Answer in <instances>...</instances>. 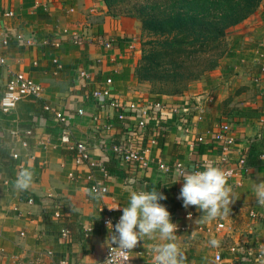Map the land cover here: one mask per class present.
<instances>
[{
	"label": "crops",
	"instance_id": "crops-1",
	"mask_svg": "<svg viewBox=\"0 0 264 264\" xmlns=\"http://www.w3.org/2000/svg\"><path fill=\"white\" fill-rule=\"evenodd\" d=\"M35 6L38 9L33 11ZM7 11L14 16L5 17ZM235 28L240 44L234 53L229 49L218 68L184 94L160 100L167 108L199 101L201 120L183 134L177 117L166 111L158 118L166 129L158 139L161 146L152 149L153 162L142 169L121 166L111 151L98 148L103 138L116 144L119 134L103 132L114 118L105 110L95 121L104 100L91 97L92 91L102 89L111 79V93L119 99L139 107L155 101L140 91L134 76L140 58L138 22L112 17L104 0H0V35L6 31L34 40L31 46L11 42L3 51L6 65L0 67V97L15 73L30 77L43 89L39 98L22 99L13 112L0 111V264L97 263L110 243L100 209L120 206L115 213L120 217L132 191L153 188L167 197L160 203L167 207L178 230L185 229L176 235L186 264H264V260L257 261L264 253V224L250 217L251 212L264 215L254 194L255 185L264 181V154L254 157L251 149L253 141L264 140V0ZM77 35L86 39L83 44L74 42ZM98 36L111 39L112 48L98 44ZM56 62L62 65L61 71ZM45 106L52 112H46ZM56 113L66 120L56 119ZM139 118L137 113L131 122ZM222 124L230 126L235 139L227 160L235 164L246 156L251 174L232 187L235 203L227 215L201 222L203 214L196 207L185 209L177 199L183 184L181 179L177 182V172L171 168L163 179L158 163H180L190 169L197 163L220 161L223 154L213 135ZM64 134L73 142L87 144L90 156L102 160L107 175H96L104 180L106 195L89 193L85 179L89 170L75 166L60 141ZM198 136L202 142L195 147ZM12 153L18 160L12 159ZM251 160L255 166L250 165ZM17 163L33 172V183L25 191L14 187ZM29 198L32 204L27 203ZM57 210L60 217L56 219ZM189 213L191 218L186 217ZM218 223L224 224V230L215 231ZM62 229L69 231L67 237L60 234ZM84 229L90 230L87 238ZM206 229L212 232L206 233ZM211 239L219 240V247H213ZM164 242L158 234L145 238L130 254L137 264H153L154 249ZM216 255L221 256L220 263L215 261Z\"/></svg>",
	"mask_w": 264,
	"mask_h": 264
},
{
	"label": "built area",
	"instance_id": "built-area-1",
	"mask_svg": "<svg viewBox=\"0 0 264 264\" xmlns=\"http://www.w3.org/2000/svg\"><path fill=\"white\" fill-rule=\"evenodd\" d=\"M49 2L51 0H45ZM61 1V0H58ZM38 6L33 8V11H36ZM72 12V9L69 10ZM7 18H12L14 13L12 11H7L4 14ZM74 42L77 44H83L86 40L83 36H73ZM11 42H19L24 45L31 46L34 42L33 37L24 38L22 35H12L6 31H2L0 35V67L6 65V58L3 51L7 49ZM96 42L100 44L103 48L110 50L112 48V40L103 38L102 36L96 37ZM53 44L56 45L57 42L53 41ZM56 69L59 71L62 70V65L60 63L55 64ZM81 77H85L84 73H80ZM105 86L102 89L95 90L91 92V97L93 99H103L104 103L100 105L98 114L94 118L95 121H98L101 117L100 112L109 111L110 115L115 122L108 123L103 127V132L106 134L109 133H118L119 141L116 144H111L108 138H103L99 140L98 148L102 151H111L115 161H117L121 166H130L137 168H148L152 164L153 160L151 158L152 149L157 146L158 139L164 136V131L166 129L160 125L158 118H162L163 114L166 111L177 117L179 121V129L182 133L188 132L194 124L201 120L199 101L189 103L187 106H172L167 108V105L161 101H152L148 103L146 107H139L135 103L125 102L118 97L114 96L111 93L110 87L112 86V80L107 79L105 81ZM43 89L41 85L36 83L30 77L22 74L15 73L10 76L8 79L5 89L0 97V111L2 113H11L13 112L17 104L24 99L25 97H34L39 98L42 95ZM44 110L46 112H52L49 106H45ZM137 113H140V118L137 121L131 122L132 117L137 116ZM79 114H82V111H79ZM192 116V117H190ZM56 119L59 121H65L66 117L60 113L55 114ZM151 123V127H150ZM117 127L116 128V125ZM148 127L151 128L150 132H147ZM11 136H18L17 133H11ZM64 149L71 153L73 162L77 168L87 167L89 170L86 181L88 184L89 193L94 196H103L108 193V188L103 179L99 178L96 174L102 173L104 176L107 175L104 169L102 160H96L92 158L89 154L88 145L81 142H73L69 139V136L64 134L60 139ZM213 141L218 145L223 156L220 161H209L203 162L200 164H194L190 169H187L180 163H175L172 166L165 165L161 162L158 163V169L165 179L166 175L173 168L178 176L182 171H191V170H204L206 166L213 165L225 170H230L232 176L228 180L229 185L232 187L238 185L242 179L246 178V173H248V167L246 164V156H242L235 164H231L226 155L231 152L232 148L235 145V139L232 136L231 128L229 125L222 124L218 127V131L213 135ZM202 138L198 136L196 138L195 147L200 145ZM12 159L18 160V155L16 153L11 154ZM264 157V156H263ZM18 173L25 169L22 163H17ZM249 176V175H248ZM183 181V179L181 178ZM32 199H27L28 204H32ZM116 207V206H110ZM264 207V206H262ZM118 209L110 210L109 207L103 206L100 209V212L105 214L103 219V226L108 229L107 221L111 220L113 229L115 224L119 221V216L115 215ZM54 218H59L60 213L57 210L54 213ZM189 218V215H186ZM250 217L256 222L264 224V215H259L255 212L250 213ZM225 226L223 223H218L215 227L216 232L224 230ZM184 228H181L176 233L184 231ZM111 232V228L108 229ZM206 233H211V229H206ZM84 237L87 238L90 234L89 229L83 230ZM62 236L67 237L69 231L62 229ZM23 235V233H21ZM115 244H111L106 247L104 254L101 260L94 264H105V261L112 257V260L109 264H137L136 261L128 252H121L119 249H114ZM264 260V253H260L258 256L259 262ZM215 261L220 263L222 261L220 255L215 256ZM155 264V261H153Z\"/></svg>",
	"mask_w": 264,
	"mask_h": 264
},
{
	"label": "trees",
	"instance_id": "trees-1",
	"mask_svg": "<svg viewBox=\"0 0 264 264\" xmlns=\"http://www.w3.org/2000/svg\"><path fill=\"white\" fill-rule=\"evenodd\" d=\"M262 1L126 0L128 8H122L129 10L120 11L141 24L137 82L152 88L155 101L184 94L192 83L218 68L229 50V32L252 16ZM104 3L115 18L113 1ZM251 149L254 157L264 154V140L253 141ZM250 174L248 167L246 176Z\"/></svg>",
	"mask_w": 264,
	"mask_h": 264
},
{
	"label": "clouds",
	"instance_id": "clouds-1",
	"mask_svg": "<svg viewBox=\"0 0 264 264\" xmlns=\"http://www.w3.org/2000/svg\"><path fill=\"white\" fill-rule=\"evenodd\" d=\"M231 176L230 170L213 165L206 166L202 171H182L177 180L178 182L183 179L177 199L183 201L185 209L196 207L197 211L203 214L201 222L227 215L230 206L235 203L231 195L232 186L228 183ZM32 183L33 172L23 169L16 176L14 187L17 191H25ZM254 194L256 202L264 206V181L255 185ZM166 199L167 197L156 188L149 191H132L114 229L111 220L106 222L108 229L111 228L109 239L111 244L116 245L114 249L121 252L132 251L140 241L145 238L152 239L158 234L165 242L154 249L155 264H186V257L177 243L178 224L172 222L171 213L160 203ZM119 208L120 206L109 207L110 210ZM209 243L213 247L220 245L217 239H211ZM111 260L112 257L105 261V264H109Z\"/></svg>",
	"mask_w": 264,
	"mask_h": 264
},
{
	"label": "rangeland",
	"instance_id": "rangeland-1",
	"mask_svg": "<svg viewBox=\"0 0 264 264\" xmlns=\"http://www.w3.org/2000/svg\"><path fill=\"white\" fill-rule=\"evenodd\" d=\"M112 1H113V9H112L111 13L112 14L113 13L116 14V18H131V19H134V20H136L138 22V25H139L138 39H139V49H140V55H141V45H140L141 24H140L139 20L134 18V17H129L126 14L121 12V11H124V10H127V11L129 10V9H124V8H128V6L126 5L127 4L126 0H112ZM131 2L133 3L134 0H131ZM122 7H124V8H122ZM238 32H239V30L235 28L231 32H229V34H228V39H227V41L229 43L228 49L231 50V52H230L231 54L235 52V50L237 49L238 45L240 44L239 43V37H237V36L240 35ZM230 44H231V46H230ZM198 81H200V79ZM194 83H192V84H194ZM198 84L200 85V83H198ZM140 86H141L140 87V91L143 94H147V97H151V98L154 97L153 94H151V89L152 88L148 84H140ZM196 90H198V89L196 88Z\"/></svg>",
	"mask_w": 264,
	"mask_h": 264
}]
</instances>
